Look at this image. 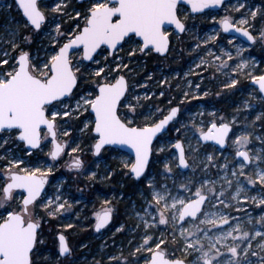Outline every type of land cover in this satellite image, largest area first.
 Wrapping results in <instances>:
<instances>
[{
	"label": "rangeland",
	"instance_id": "rangeland-1",
	"mask_svg": "<svg viewBox=\"0 0 264 264\" xmlns=\"http://www.w3.org/2000/svg\"><path fill=\"white\" fill-rule=\"evenodd\" d=\"M51 2L50 5H42L44 10L46 8L51 9L52 14L40 31H36L31 27L32 33L21 35L22 29L28 23L21 14L19 7L14 0H0V55L5 52L8 53L4 57L8 60V65L2 66L0 70H10L8 66L16 62L12 57H16L18 61L20 49L30 53L34 64L36 61L43 63L46 58L54 54L55 50H58L60 44L66 42L65 36L58 35L56 24L60 25V33L67 34V32L61 31L62 21L70 23L73 19L79 18V23L76 22L69 31L75 33L76 25L82 26L84 23L83 17L87 14L94 0L84 2L87 4L85 9L79 7L77 0H51ZM62 2L67 3L68 7L60 12L55 11V6ZM263 2L264 0H246V8L236 12L234 9L238 6V0H230L220 10L211 9V11L202 12L201 14H193L191 8L183 4L180 5L178 15L185 23L186 31L178 33L173 27L165 28V31L172 39L170 52L167 56L173 57L181 53L184 68L182 70L170 68V66L168 67L161 62L156 66V72L159 77H155L156 72L153 70L149 73L145 72L146 57L150 53H154V51L151 49L146 50V52H140L139 47L142 46V41L135 37L131 41L126 39L113 56L110 55L107 48H102L95 58V60L99 61V64L93 61L90 63L84 62L82 50L74 51L72 56L74 68L79 67L86 77L78 85L81 93L93 91V81L99 80L97 77L91 76L90 73L94 72L98 67H104L105 72H109L110 69L116 68L117 63L121 62L119 72L111 71L107 79L109 82H113L115 81L113 77L121 74L128 78L130 87L127 95L130 103L137 104L136 114L146 100L155 94H159L158 97H161L160 93L163 92L165 94L166 88L171 89L172 84H174V89L179 93V100L176 105H183L181 110L183 116L178 121H175L171 129L154 144L150 170L142 179V183L138 185L135 195L125 192L126 180L128 177L133 178L130 172V166L135 160L133 155L113 147L105 148L99 156L94 155L93 145L96 139L94 138L95 140L91 142L88 139V135L93 133L92 129L94 127V116L92 113H84L80 116L83 121L85 119L88 120L89 128L81 131L84 128L82 124L81 127L77 128L76 137L69 136L73 131L71 124H69L70 120L64 119L66 117L63 119L57 118L59 140L66 142L65 152L60 162H58L59 160L56 162L50 157L53 142L49 138L45 140V143L37 152H32L26 148L23 142L18 140V133L15 131L2 132L0 135V189L6 183L5 177L1 173L8 170L6 168L7 161L17 158L23 161L20 165L21 168L32 170L38 167L41 169V173L38 174L51 175L49 186L42 198L50 197L55 202L56 197L59 196L61 202H67L65 209L61 210L65 216L61 217L62 224H58V228L69 230L71 227L69 228L67 225L80 224L86 226L87 229H91L93 226L91 223L95 224L97 216L98 214L100 215L102 210L110 209L115 213L111 225L102 232L95 230L90 232L87 230L86 234L89 239L87 241L80 243L75 238L72 240L68 236L69 245L72 249L71 255L68 257L59 255L58 243L55 247H52L56 233H49L52 228L47 227L46 220L43 221V224L45 223L43 226L44 231L42 237H40L42 243L38 246L39 250L36 252L35 263L37 261L39 262L38 264H115L113 260H110V257H114L120 261V264H146L148 253L143 248L141 252L136 251L138 247H141L145 238L146 229L140 219V217H144L151 224V227L147 229V234L152 237L148 241L150 246L154 248L155 242H159L160 238H163L167 243L165 251L169 253L171 259L181 258L187 264H192L193 255H185L182 251L184 242L179 236L178 229L171 226V221H169L168 225H160L146 215V212H151L152 217H157V212L154 210L157 205L152 196L154 191H159L165 195L170 194L172 198L183 199L187 202L196 197L195 193L198 188L201 192L208 193L206 187H214L218 195L221 186L224 185L225 196H218V199H224L226 204L230 203L234 207L224 209L223 206L217 203V200L212 199V194L208 193L209 200L215 207L213 208L207 203L203 210L222 211L223 214H230L231 217L237 218L241 224L245 225V230H251L246 225V221L249 217H252L256 229L264 231V228L255 223L261 215H264V206H258L252 200L241 199L239 203L231 201L227 197L230 192L235 190V179L230 174L228 175V179L233 181V188L231 189L227 188L222 179L226 172H230L231 169L238 170L239 162H243L242 159H238L235 156L237 148L234 141L237 135H241L246 131L251 132L250 142L242 149H246L251 155L260 154L264 156V96L261 92L253 89L252 86L245 87L248 80H251V76L264 74V42L258 39V42L253 45L254 48L251 49L252 47L246 42L244 43L235 37L225 35L220 24L221 19L225 16L232 17L234 22H236L241 18V14L248 16L249 10L264 9ZM76 11L81 13L80 17L75 16ZM70 16L72 17L71 19L69 18ZM237 25L241 26L238 23ZM244 26L246 27L247 25ZM249 29L254 34H257L260 29H264V22L260 20L259 15L255 21V30L253 28ZM13 36L15 37V42L20 46L15 51L6 43ZM210 36H216V39L209 40L207 45L204 44V41ZM25 37L27 39H24ZM181 43H188V46L184 48ZM197 44L200 45L199 48L196 47ZM237 46L243 49L240 56H237ZM133 49L136 50L135 56L130 59L129 52ZM209 52L226 61L228 67L224 71H217L216 65L220 61H215L208 55ZM225 53H231L233 59L228 60ZM184 54L192 57L183 58ZM201 58L211 61V63L201 64ZM241 59L247 60L249 67L239 73L232 72V68ZM81 61L83 62L81 63ZM123 64L128 67L124 68ZM94 78L95 80H93ZM231 78L239 80L236 87L227 88L230 93L233 94L234 92L235 96L223 99L224 93L219 91L217 87L219 86V88L221 87L224 90V83L230 82ZM86 82L89 83L86 84ZM99 82L103 81L100 79ZM196 85H199V88ZM203 86L205 87L204 90ZM185 93L188 94L187 97ZM204 93H207V95H204ZM215 96L218 101L220 98L223 102L225 101V104L227 102L234 109V113L230 115L229 120L235 124V134L231 140V147L226 150H221L208 144L204 145L200 138V128L206 130L210 123L215 122L216 118L217 120L224 119L225 112L220 108L223 105L216 102ZM134 97L140 98L138 103L133 99ZM66 102L71 105L75 101L68 100ZM171 102L172 99L170 98L166 102L167 105L161 106L151 103L144 111L142 115L144 117L130 114L127 115V119L132 124L140 126L141 122H138L141 118L144 121L142 125L146 122L158 121L172 107L169 106ZM58 107L63 106L59 105ZM157 109L161 111L158 112ZM127 113V108L122 104L121 117L124 118ZM257 115L261 116L260 120H256ZM216 122L219 123L218 121ZM64 132H68V135H64ZM45 135L48 136V131H45L44 137ZM257 137H260V139H257ZM179 139H182L186 146V155L190 162L191 168L186 172H183L178 165V155L174 145ZM5 140L7 141L6 143L4 142ZM72 148H76L77 151L72 152ZM160 149H163V151H160ZM89 153L93 155L91 159L87 160L85 155ZM78 156H82L83 161L85 158L89 163L88 168H85L87 164L84 167L85 169L82 168L84 165L78 170L69 167V164ZM208 156H212L211 162L207 160ZM165 163L171 167V172H168L164 167ZM225 163L229 165L228 170L223 167ZM255 163L253 161V164ZM125 165L128 166L126 167ZM49 168H51L50 172L48 171ZM258 169H264V163H260L258 167H253L252 164L250 166L246 165L245 176L253 175L254 177ZM92 173H95V176H92ZM116 176H118L117 180L114 179ZM245 176L238 177L245 188L242 197H260L264 195V186L248 184ZM205 181H208V184L202 187ZM80 182L84 184L77 188V184ZM149 184L152 185V188H149ZM164 186H167V193L163 191ZM92 188L95 189V194L92 193ZM0 196H3L2 191H0ZM24 197L21 191H15L11 200L6 201L3 207H0V215H6L4 208L18 211ZM123 203L127 204L124 211H122L123 214L127 215V218H121L118 213L119 204ZM169 203H171V200H169ZM149 204L152 205V208H149ZM86 210L87 212H85ZM159 210L163 211L166 217H169V212L164 209L163 203L159 205ZM57 215L59 216V213ZM198 217L200 219L203 218L200 215ZM185 221L187 222L180 223L178 221V224H183L185 228H189L192 219L189 218ZM231 223L233 221L230 219ZM200 226L202 228L205 227V225ZM208 227L212 228L214 233L216 227L227 230L229 226L217 225L212 227L209 225ZM161 247L164 248V245L162 244ZM253 247H255V242H253ZM221 252L224 253L221 264H227L230 253H227L223 247H221ZM260 255L264 256V253H260ZM248 259L250 264H260L258 257L250 255Z\"/></svg>",
	"mask_w": 264,
	"mask_h": 264
},
{
	"label": "snow or ice",
	"instance_id": "snow-or-ice-1",
	"mask_svg": "<svg viewBox=\"0 0 264 264\" xmlns=\"http://www.w3.org/2000/svg\"><path fill=\"white\" fill-rule=\"evenodd\" d=\"M184 2L185 0H94L83 17V26L77 24L75 33L62 34L59 31L60 25L56 24L58 35L65 36L66 42L60 44L58 50H55L54 54L46 58L43 63L36 61L34 64L30 53L20 49L18 61L16 57H12L16 62L8 66L10 70H0V132L15 131L18 133L19 140L26 142L32 148H39L41 125H45L51 135L55 137V121L58 117L79 119L84 113L94 112V128L92 130L98 135V140L94 145L95 152L99 153L105 145L130 146L135 150V162L130 166L131 172L135 177H141L145 173L152 155L153 138L157 133L165 130L166 125L177 117L179 108L172 107L168 114L158 121L146 122L143 126H131L132 122L127 119V115L136 114L137 104L130 103L129 97L125 95L128 92L125 76L113 77L114 83L107 79L111 71L119 72L122 62L117 63L116 68L110 69L109 72H105L104 67H98L90 73L91 76L98 77L103 82L94 81L93 91L81 93L78 84L86 77L79 67L74 68L70 51L75 50L76 46H83V59L99 64V61L94 59V53L101 45H108L110 48L116 49L120 42L125 41L126 38L131 41L134 36H138L142 37L140 52H144L146 49L151 50L150 46L157 52H165L168 50L169 43L168 34L163 30L165 23L174 24L179 32L185 31L186 26L177 15L178 5ZM186 3L191 5L193 12H202L206 8L221 5L223 0H186ZM19 5L23 8V13L31 25L35 29H40L45 16L39 10L37 0H19ZM67 7V3H58L55 6V11L60 12ZM245 8L246 0H238V6L234 10L240 12ZM258 15L264 22V9L256 8L249 10L248 16L241 14V18L236 22L232 17L225 16L221 19L220 24L223 26L224 32L234 30L253 43L257 39L264 42V29H260L256 35L249 31V28L255 30V21ZM75 16L80 17L81 13L76 11ZM237 23L241 26L237 27ZM215 39L216 36H210L204 41V44L207 45L209 40ZM6 43L13 51L20 47L15 42L14 36ZM196 47L199 48L200 45L197 44ZM135 51L134 49L130 50V59L135 56ZM242 51L243 49L237 46V56H240ZM7 55L6 52L0 55V69L2 66L8 65V60L4 58ZM208 55L215 61H220L216 65L217 71H224L228 67L227 62L221 60L219 56H215L211 52ZM225 55L228 60L233 59L231 53H225ZM205 63L210 64L211 61L201 58V64ZM122 66L128 67L126 64ZM248 67L249 62L241 59L232 68V72L239 73ZM251 80L259 86V92L264 93V74L251 76ZM238 83V79L231 78L230 82L224 83V87L234 88ZM196 87L199 88V85ZM74 89H77L75 94L73 93ZM160 95H163V92ZM187 95L185 93L186 97ZM77 96L78 98H76ZM133 99L138 103L140 98L134 97ZM68 100L75 102L70 105L66 102ZM122 104L128 110L123 119L118 113ZM59 105L63 107H58ZM157 111L161 110L157 109ZM260 119L261 116L257 115L256 120ZM82 123L84 128L81 131L89 128L87 119ZM229 131L228 123L217 124L215 122L210 123L207 130L199 129L200 136L204 141H216L220 145L226 143ZM64 135H68V132H64ZM251 135V132L246 131L235 137L234 143L237 148L235 156L242 158L243 162H239L238 170L231 169L222 179L228 189L233 188V181L228 179V175L230 174L235 179V190L230 192L227 197L231 201L239 203L241 199L252 200L258 206H264V195L242 197L245 188L238 179L239 176H245L246 164L244 162L252 164L253 167L264 163V156L250 155L249 151L240 150L250 142ZM175 148L179 150V166L187 167L188 162L185 159L182 143L177 141ZM63 150L64 145L56 144L50 155L56 159ZM71 151L76 152L77 149L72 148ZM212 159V156L207 157L209 162ZM253 161L256 163L253 164ZM22 163L23 161L17 158L7 161V179L10 182L0 189L3 193V196H0V207H3L6 201L11 200L13 189H25L27 192L19 211L4 208L6 215H0V264H35L33 256L38 251L37 246L42 243L40 239L42 222L49 217H55L65 209L67 203L66 201L61 202L59 196L56 197L55 202L50 197L42 198L41 193L46 181L43 174L37 175L41 173V169L38 167L32 170L21 168ZM82 165L83 162L79 157H76L69 167L78 170ZM164 167L168 172H171L172 169L167 163ZM223 167L228 170V163H225ZM48 171L50 172L51 168ZM92 176H95V173H92ZM245 179L248 184L264 186V169H258L254 177L247 175ZM207 184L208 181H205L202 187ZM149 188H152L151 184H149ZM163 191L167 193V186H164ZM206 191L212 194V199L217 200V203L224 209L234 207L230 203L226 204L224 199H218V196H225L224 185L221 186L218 195L214 187H206ZM195 195L196 199L185 202L183 199L172 198L170 194L165 195L154 191L152 196L157 205V208L154 209L157 212V217H152L151 212H146V215L160 225H168L171 221V226L178 229L179 236L184 242L182 251L185 255H193L192 264H221L224 256L221 247L230 253L227 264H250L248 259L250 255L258 257L260 264H264V256L260 255V253H264V231L256 229L253 218L249 217L246 221V225L251 230H245V225L241 224L237 218L231 217L230 214H223L222 211L202 210V205L208 198L201 195L199 188ZM161 203H163L164 209L169 212V217L159 210ZM208 203L211 207H215L211 204V200ZM149 208H152L151 204H149ZM110 214V209L102 215L98 214L96 230L101 229L109 222ZM198 214L203 218L200 219ZM186 217L192 218L189 228L178 224V221H185ZM140 219L143 221L146 231L144 242L136 251L141 252L143 248L148 253L146 264H185L183 259L168 258L169 253L165 251L167 243L163 238H160L159 242H155L154 248L150 246L148 241L152 237L147 234V229L151 227V224L144 217H140ZM230 219L233 221L231 224ZM255 223L264 228V215H261ZM200 225H205V227L202 228ZM209 225L212 227L228 225L229 227L227 230L216 227V231L213 233L212 228L208 227ZM67 227L70 228L72 225L69 224ZM58 241L59 255L70 254L71 248L65 235L58 234ZM253 242H255V247H253ZM162 244L164 248L161 247ZM110 260H113L115 264H120V261L114 257H110Z\"/></svg>",
	"mask_w": 264,
	"mask_h": 264
},
{
	"label": "trees",
	"instance_id": "trees-1",
	"mask_svg": "<svg viewBox=\"0 0 264 264\" xmlns=\"http://www.w3.org/2000/svg\"><path fill=\"white\" fill-rule=\"evenodd\" d=\"M50 3H52L51 1L50 2H48V4L50 5ZM264 3V2H263ZM42 5H43V3H41ZM79 5V7L82 9V8H84L85 9V7H86V3H82V4H78ZM45 12L48 14V17H50L51 18V14H52V12H51V9H47L46 8V10H45ZM79 23V18H75V19H73L70 23L68 22V23H65L64 21H62V23H63V25H62V30L61 31H63V32H69L72 28H73V26H74V24L75 23ZM26 24V23H25ZM82 26H83V24H82ZM81 26V27H82ZM30 33H32V31H31V26H29L28 24H26V26L22 29V31H21V35H25V34H30ZM65 38V37H64ZM189 43V42H188ZM188 43H181V45H182V47H184V48H186L187 46H188ZM181 45H180V48H181ZM139 56H141L140 54H139ZM185 57H192L191 55H189V56H186L185 54H184V56H183V58H185ZM170 58V59H169ZM178 58V59H177ZM181 58H182V54L181 53H179L178 55H174L173 57H169V56H167V57H165V56H159V55H157V54H155V53H150L149 55H147V57H146V69H145V72H150L151 70H153L154 72H156V66L158 65V64H160L161 62H163V63H165L168 67L170 66V68H175V69H179V70H182L183 68H184V61L183 60H181ZM155 77H159V75L157 74V72H156V74H155ZM98 78V77H97ZM99 80H97V81H100V78H98ZM93 80H95V78L93 79ZM84 81V79L83 80H81L80 82H79V84L78 85H80L82 82ZM94 82V81H93ZM89 82H86V84H88ZM85 84V85H86ZM174 84H172L171 85V89H167L166 88V90H165V94H163V95H161V97H158L159 96V94H155V95H153V96H151V98L150 99H148V100H146L142 105L143 106H141L137 111V116H140V117H144V116H142L143 115V113H144V111L148 108V106H149V104H157V105H167V100L168 99H172V102L171 103H169L170 105L169 106H173V105H175V104H178V100H179V93L177 92V90H175L174 89V86H173ZM218 88V90L219 91H221L222 92V89H221V87L219 88V86L217 87ZM77 90V89H76ZM75 90V92H74V94L77 92ZM215 100H216V102L217 103H219L220 105H222L223 104V101L219 98V101H218V99H217V97L215 96V98H214ZM221 100V101H220ZM64 119H69L70 120V122H69V124H71V128L73 129V131H72V133L69 135L70 137H76L77 136V131H78V129L77 128H79V127H81V125L83 124L82 123V121H83V118L82 117H80L79 119H74V118H72V117H66V118H64ZM141 122V123H140ZM144 121H143V118H141L140 120H139V123L140 124H142ZM89 140H90V142L91 141H94L95 139V137H94V134L93 133H90L89 135ZM36 152H37V149L35 150ZM93 154L92 153H89V154H87V155H85V158L87 159V160H89V159H91V156H92ZM117 177L118 176H116L114 179H116L117 180ZM127 181V184H126V186H125V192H127V193H132L133 195H135L136 194V192H137V189H138V185L139 184H141V182H139L138 180H136V179H134V178H129L128 177V179L126 180ZM82 184H84V183H79V184H77V188H79L80 187V185H82ZM92 190V193H94L95 192V189L94 188H92L91 189ZM95 194V193H94ZM119 215L121 216V218H127V215L124 213H122V211H124V209L126 208V206H127V204L125 205L124 203L123 204H119ZM41 215H43V213H41ZM50 219H51V222L53 223V227L51 226V228H52V230L51 231H49V233H51V232H53V234H55V233H57L58 231H59V228L57 227L58 225H56V223L54 222L55 221V218H53V217H49ZM120 218V219H121ZM50 225H51V223H50ZM47 227H49V224L47 225ZM84 232H86V230H82L81 231V233H80V236H82V237H84V235H85V233ZM56 240H57V238H55V240H54V242L52 243V247L54 246L55 247V245H56ZM36 255H37V253H35V256L34 257H36ZM39 262H37L36 261V263L35 264H38ZM72 264H77V263H72Z\"/></svg>",
	"mask_w": 264,
	"mask_h": 264
},
{
	"label": "flooded vegetation",
	"instance_id": "flooded-vegetation-1",
	"mask_svg": "<svg viewBox=\"0 0 264 264\" xmlns=\"http://www.w3.org/2000/svg\"><path fill=\"white\" fill-rule=\"evenodd\" d=\"M51 0H44V1H40V5H41V7L43 8V6H42V4L41 3H43V5L44 4H48V2H50ZM78 1V0H77ZM87 1V0H86ZM86 1H84V2H86ZM84 2H82V3H84ZM79 3V2H78ZM82 3H79V4H82ZM44 10V9H43ZM44 12H45V10H44ZM46 13V12H45ZM47 14V13H46ZM47 19H48V14H47ZM253 35H256V33L254 34L253 33ZM229 37H233V36H229ZM236 39H239L241 42H246L248 45H250L252 48L251 49H253L254 48V46L253 45H255L257 42H258V39H257V41L255 42V43H249V42H247L246 40L244 41L243 39H241V38H239V37H237V36H234ZM233 37V38H234ZM171 47V46H170ZM102 49V48H101ZM100 49V50H101ZM106 49V48H105ZM251 51V50H250ZM100 52V51H99ZM99 52H98V54H99ZM146 52V51H145ZM74 53V52H73ZM73 53H72V56H73ZM155 53V52H154ZM97 54V55H98ZM96 55V56H97ZM110 55H111V53H110ZM159 55V54H158ZM72 56H71V59H72ZM111 56H113V55H111ZM96 58V57H95ZM84 62H86V61H84ZM86 63H90V62H86ZM74 66V65H73ZM121 75H124V74H121ZM125 76V75H124ZM128 79V78H127ZM252 81L253 80H248V82H247V85H245V87H249V86H252L253 87V89H256L257 91H259V89H257L256 87H254V85L252 84ZM113 82H115V81H113ZM128 84H129V81H128ZM129 87H130V84H129ZM203 88V90L205 89V87L203 86L202 87ZM128 92H129V89H128ZM128 92H127V94H128ZM222 92L224 93V98L223 99H226L227 97H229V96H235V94H234V92H233V94L232 93H230L229 92V90L227 89V88H225L224 90H222ZM229 92V93H228ZM235 93H236V91H235ZM128 96V95H127ZM55 103V102H54ZM223 106L222 107H220L222 110H223V112H225L224 113V119L223 120H217V118L215 119V122L216 121H218L219 123H229V124H231V126H232V129H231V131L229 132L230 134L228 135V138H227V141H226V144H227V147L225 148V149H223V148H221V147H219L218 145H214V144H212V143H206V144H204V142H203V140H202V137L200 136V138H201V141H202V143L204 144V145H210V146H212V147H218V148H220L221 150H226V149H228V148H230L231 147V140H232V138H233V135L235 134L234 133V131H235V124L234 123H232V122H230V120H229V117H230V115L232 114V113H234V109L229 105V104H227V102H226V104H225V101L223 102V104H222ZM176 106H178L180 109H179V112H178V117L173 121V123L175 122V121H178V119H180L182 116H183V114H182V112H181V110H182V104H179V105H173L172 107H176ZM171 107V108H172ZM170 108V109H171ZM170 109L165 113V114H167L169 111H170ZM120 110H121V107H120ZM120 112V111H119ZM165 114H163V116L165 115ZM94 116V115H93ZM162 116V117H163ZM222 121V122H221ZM139 123V122H138ZM173 123L171 124V127L173 126ZM57 125H58V120L56 119V130H57ZM131 125H133V126H140V125H136V124H131ZM141 126H143L142 124H141ZM171 127H170V129H171ZM169 129V130H170ZM207 130V129H206ZM43 131V133H42V137H41V142H42V145H41V147L43 146V144L45 143V140H47L48 138L52 141V138L50 137V135H49V131H48V136H46L45 135V137H44V134H45V131H47L46 129L45 130H42ZM93 134H94V132H93ZM18 136V135H17ZM94 137H95V139H96V142H97V136L94 134ZM161 137H163V135H161ZM160 137V138H161ZM57 138H58V141H60L59 140V137H58V130H57ZM159 138V139H160ZM158 139V140H159ZM157 140V141H158ZM180 140H182V139H180ZM53 142V147H54V141H52ZM95 142V143H96ZM60 143L61 144H63L64 145V150H65V148H66V142L64 141V142H61L60 141ZM95 143H94V145H95ZM156 143V142H155ZM154 143V144H155ZM182 143H183V140H182ZM94 145H93V150H94ZM183 145H184V143H183ZM175 146V145H174ZM185 146V145H184ZM40 147V148H41ZM53 147H52V150H53ZM110 147H112V146H110ZM110 147H104L103 149H102V151L101 152H103L104 151V149L105 148H110ZM40 148H37V150L38 149H40ZM113 148H115V147H113ZM185 148H186V146H185ZM116 149H118V148H116ZM176 149V148H175ZM36 150V149H35ZM35 150H30V151H32V152H35ZM52 150L50 151V152H52ZM63 150V152L60 154V156L57 158V159H54L56 162L58 161V162H60V159H62V157H63V154H64V151ZM119 150H121V149H119ZM240 150H245V151H247L246 149H240ZM177 151V150H176ZM100 152V153H101ZM127 152V151H126ZM187 153V152H186ZM250 154V153H249ZM94 155L95 156H99V155H96L95 154V150H94ZM177 155H178V153H177ZM251 155V154H250ZM187 156V155H186ZM50 157H51V155H50ZM79 157V159L83 162V167L82 168H84L85 167V165L87 164V167H85V168H88V162L85 160V158H84V161H83V158H82V156H78ZM134 157V156H133ZM52 158V157H51ZM238 159H242V158H240V157H237ZM53 159V158H52ZM153 160V159H152ZM135 161V160H134ZM63 162H64V160H63ZM151 163H152V161H151ZM245 164L246 165H249L250 166V164H248L247 162H245ZM178 165H179V160H178ZM150 166H151V164H150ZM150 166L148 167V170L146 171V173L150 170L149 168H150ZM190 167V166H189ZM84 168V169H85ZM180 168V167H179ZM191 168V167H190ZM189 168V169H190ZM181 169V168H180ZM188 169V170H189ZM87 170V169H86ZM182 170V169H181ZM188 170H186V171H188ZM183 171V170H182ZM186 171H183V172H186ZM130 172H131V168H130ZM146 173L143 175V177L141 178V179H136L135 177H134V175L132 174V172H131V174H132V176H133V178L134 179H136V180H138L139 182H141L142 181V179L144 178V176L146 175ZM1 175H3V177H5V180H6V182L7 181H9L8 179H7V176H8V170L7 171H4V172H2L1 173ZM50 175V174H49ZM50 180H51V175H50ZM50 180H49V182H50ZM142 183V182H141ZM49 184V183H48ZM95 186H97L95 183H93ZM49 186V185H48ZM48 188V187H47ZM15 191H21V190H19V189H15V190H12V194L13 193H15ZM47 191V190H46ZM22 192V191H21ZM23 193V192H22ZM24 194V193H23ZM201 194H206L207 195V198H208V200H207V202L205 203V205H204V207L206 206V204L208 203V201H209V194L208 193H203V192H201ZM44 196V194L41 196V197H43ZM196 198V197H195ZM194 199V198H193ZM22 205V204H21ZM204 209V208H203ZM106 210H109V209H105V210H102V212L103 211H106ZM19 211V210H18ZM112 211V210H111ZM85 212H87V210L85 211ZM101 212V213H102ZM101 213H100V215H101ZM112 214H113V219H114V216H115V213H114V211H112ZM65 215H64V213L63 212H61V213H59V216L57 215L56 217H53V218H55V223H56V225H60V224H62V222H61V217H64ZM189 219V218H188ZM188 219H185V220H188ZM190 219H192V218H190ZM79 220V219H78ZM78 222V221H77ZM90 222V221H89ZM96 222H97V220L95 221V224H96ZM112 222H113V220H112ZM111 222V223H112ZM185 222V221H184ZM183 222V223H184ZM46 223L47 224H49V227H53V223L51 222V219L50 218H47L46 219ZM50 223H51V225H50ZM111 223H110V225H111ZM45 224V223H44ZM44 224H43V222H42V225H41V227H42V233H43V231H44ZM95 224H92L91 223V225H93L92 226V228L91 229H87L86 228V226H82V225H77V224H73L72 225V227L69 229V230H66V229H63V228H59V231L60 232H57L56 233V236H55V238H57V240H56V244L58 243V245H59V241H58V234H60V233H62V234H64L65 235V237H66V239H67V242H68V244L70 243L69 242V237H70V239H76L77 241H79L80 243L82 242V241H87V240H89L87 237V234H86V232H87V230H89L90 232H92V231H97V232H102L105 228H107V227H109L110 225H108V226H106V227H104L103 228V230L102 231H98V230H96V228H95ZM63 229V230H62ZM86 230V232H84L85 233V235H84V237H82V236H80V233H81V231L82 230ZM89 232V233H90ZM42 233H41V235H40V237H42ZM69 236V237H68ZM39 246V245H38ZM37 246V247H38ZM69 247H70V245H69ZM39 250V249H38ZM71 252H72V249H71ZM71 255V253L70 254H68V255H62L63 257H68V256H70ZM34 256H35V254H34ZM33 256V260L35 259V257ZM35 262V261H34Z\"/></svg>",
	"mask_w": 264,
	"mask_h": 264
},
{
	"label": "water",
	"instance_id": "water-1",
	"mask_svg": "<svg viewBox=\"0 0 264 264\" xmlns=\"http://www.w3.org/2000/svg\"><path fill=\"white\" fill-rule=\"evenodd\" d=\"M40 1H44V0H37V6H38V8H39V10L44 14V16H45V20L42 22V24H41V27L43 26V24L46 22V20H47V14L44 12V10H43V8L41 7V5H40ZM49 1V0H48ZM84 1H86V0H78V2L79 3H82V2H84ZM227 1H230V0H223V3L221 4V5H218V6H215V7H210V8H206V9H204L202 12H206V11H211V9H214V10H220V9H222V7L224 6V4L227 2ZM15 2L18 4V6H19V8H20V11H21V13L23 14V16H24V18L26 19V21L28 22V24H30L31 25V23H30V21H28V19H27V17L24 15V13H23V8L19 5V0H15ZM185 5V6H188L189 8H191V5H188L187 3H186V0H185V2L184 3H181V4H179V5ZM179 5H178V9H179ZM178 9H177V15H178ZM192 11V10H191ZM202 12H193L192 11V13L193 14H201ZM179 16V15H178ZM180 17V16H179ZM180 19L182 20V18L180 17ZM182 22H183V20H182ZM184 23V22H183ZM185 24V23H184ZM32 26V25H31ZM222 26V25H221ZM169 27H173V28H175V25L174 24H169V23H165V25H164V28H163V30L165 31L166 29L165 28H169ZM237 27H240V26H238L237 25ZM32 28L34 29V30H40V29H35L34 28V26H32ZM222 29H223V26H222ZM175 30L178 32V33H184L185 31H186V28H185V31L184 32H179V30L178 29H176L175 28ZM249 31H251L250 29H249ZM166 32V31H165ZM223 32H224V30H223ZM225 34H227L228 36H237V37H239V38H241V39H243L244 41L246 40L247 42H249V43H253L252 41H249V40H247V38L246 37H244V36H242L240 33H237V32H235L234 30H230L229 32H224ZM136 38H138L139 40H141L142 41V37H138V36H135ZM127 39V38H126ZM168 40H169V43H168V50L167 51H165V52H157L156 50H155V48H153V47H151L150 46V48L155 52V53H157V54H159V55H162V56H165V55H167L168 53H169V49H170V45H171V41H172V39L170 38V35H168ZM125 41H121L120 42V45H118L117 46V48L116 49H112V48H110V46H108V45H101L100 46V48H98L97 49V52L96 53H94V59H95V57H96V55L98 54V52L100 51V49L101 48H107L108 50H109V53H111V55H114L115 53H116V51H117V49L121 46V45H123V43H124ZM65 43V42H64ZM78 49H81L82 50V54H83V46H76L75 47V50H78ZM75 50H72V51H70V58H71V56H72V53L75 51ZM146 50H148V49H146ZM84 61H86V62H92V61H87V60H84ZM124 76V75H123ZM125 79H126V81H127V83H128V79H127V77L125 76ZM111 83H114V82H111ZM252 84L254 85V87H256L257 89H259V86L258 85H256L255 84V82L254 81H252ZM128 89H129V84H128ZM74 91H75V89L73 90V93H74ZM127 94V93H126ZM125 94V95H126ZM262 95L264 96V93H262ZM127 96V95H126ZM177 108H179L178 106H176ZM120 109V108H119ZM180 109V108H179ZM93 115H94V118H95V113L94 112H91ZM118 113H119V110H118ZM120 114V113H119ZM168 114V113H167ZM167 114H165V115H167ZM178 115L179 114H177V117H178ZM177 117H175L174 118V120L177 118ZM122 118V117H121ZM163 118V117H162ZM161 118V119H162ZM123 119V118H122ZM173 120V121H174ZM173 121H170L169 122V124L168 125H166V127H165V130H162L160 133H157L156 134V136L153 138V141H152V145H151V148H152V155L150 156V158H149V164H148V167L150 166V164H151V161H152V156H153V152H154V147H153V145H154V143L161 137V135H163V133H165V132H167L169 129H170V127H171V124L173 123ZM218 124V123H217ZM229 124V123H228ZM230 125V131H231V129H232V126H231V124H229ZM131 126H133V125H131ZM94 128V127H93ZM47 130V131H49L48 129H47V127L45 126V125H41V128H40V136L42 137V133H43V131L42 130ZM55 131H56V135H55V137H53L52 135H51V133L49 132V135H50V137L52 138V141H54V147H53V150L52 151H54V149H55V145L56 144H60V145H63V144H61L60 143V141H58V138H57V130H56V121H55ZM229 131V132H230ZM94 132V131H93ZM2 134V132H0V135ZM94 134L97 136V139H98V135L94 132ZM230 133H228V135H229ZM17 138H18V136H17ZM227 138H228V136L226 137V141H227ZM203 140V139H202ZM21 141V140H20ZM178 141H180L181 143H182V140H178ZM21 142H24V141H21ZM203 142H204V144H206V143H212V144H214V145H218L219 147H221V148H223V149H225L226 147H227V144L225 143L224 145H220V144H218L216 141H211V140H209V141H204L203 140ZM25 145H26V147L29 149V150H35V149H37V148H32V146H30V145H28L26 142H25ZM41 145H42V142H41V140H40V146H39V148L41 147ZM110 146H112V147H115V148H118V149H122V150H124V151H127L129 154H131V155H133L134 156V159H135V150L134 149H132L130 146H125V145H119V144H116V145H105V146H103L102 148H101V150H100V152L102 151V149L104 148V147H110ZM182 146L184 147V150H185V159L187 160V162H188V166L187 167H184V166H179L183 171H186V170H188L190 167V162H189V159H188V157L186 156V148H185V146L183 145V143H182ZM94 150H95V147H94ZM177 150V153H178V157H179V150L178 149H176ZM100 152L99 153H96L95 152V154L96 155H99L100 154ZM62 153V152H61ZM60 156V155H59ZM58 158V157H57ZM56 158V159H57ZM135 162V161H134ZM248 163V162H247ZM148 167H147V169H146V171L148 170ZM146 171H145V173H146ZM144 173V174H145ZM133 175H134V173H132ZM144 174H142V176L141 177H139V178H137V177H135V175H134V177L136 178V179H141L142 177H143V175ZM38 176L39 175H42V174H37ZM43 178L45 179V184H44V186H43V190H42V193H41V196L45 193V191L47 190V186H48V182H49V179H50V175L49 174H43ZM8 182H10V181H7L6 183H8ZM6 183H5V185H6ZM4 185V186H5ZM13 190H15V189H13ZM19 190H22L23 192H24V195H25V197H26V195H27V192H26V190L25 189H19ZM201 195H204V196H206L207 197V195L206 194H201ZM197 198V197H196ZM196 198H194V199H196ZM208 200V199H207ZM207 200L205 201V203L207 202ZM205 205V204H204ZM204 205H202V210H203V208H204ZM105 211H103L102 213H101V215L104 213ZM198 216H199V214H198ZM185 219H188V217H186ZM112 220H113V214H112V211H111V214H110V219H109V222L104 226V227H106V226H108V225H110V223L112 222ZM184 221H180V223H183ZM96 225V224H95ZM104 227H102L101 229H99L98 231H102L103 230V228ZM64 235V234H63ZM65 255H68V254H64V256ZM169 259H171L170 257H168ZM179 259H181V258H179ZM185 264H187L186 263V261H185Z\"/></svg>",
	"mask_w": 264,
	"mask_h": 264
}]
</instances>
